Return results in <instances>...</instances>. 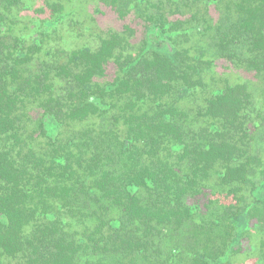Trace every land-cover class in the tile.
Instances as JSON below:
<instances>
[{"label": "trees", "instance_id": "1", "mask_svg": "<svg viewBox=\"0 0 264 264\" xmlns=\"http://www.w3.org/2000/svg\"><path fill=\"white\" fill-rule=\"evenodd\" d=\"M69 1L0 0V264L225 263L264 227V0H105L139 41L66 47Z\"/></svg>", "mask_w": 264, "mask_h": 264}, {"label": "rangeland", "instance_id": "2", "mask_svg": "<svg viewBox=\"0 0 264 264\" xmlns=\"http://www.w3.org/2000/svg\"><path fill=\"white\" fill-rule=\"evenodd\" d=\"M69 0H65L67 2ZM226 1V0H225ZM221 4L224 2L221 0ZM33 9L38 7L43 8V12L35 13L32 11H20L18 12L23 20L24 16L30 18H43L48 15L49 8H46L45 0H34ZM210 8L213 17L218 14L216 9ZM69 16L64 20L62 24L58 26V31L66 37H64L66 47H80L83 45L93 46L98 41V36H104L107 31L115 30L117 32H123L126 26H129L134 30L131 37L132 44L139 41L142 35L143 23L142 20L134 13L130 12L125 17H121L114 8L113 5L108 4L105 0H70L67 8ZM189 15H186V18ZM57 31V36L59 32ZM60 37V36H59ZM61 38V37H60ZM196 40L194 37H190L187 44H193ZM168 47L169 44H168ZM114 69L110 67L106 71V76H110ZM214 71V72H213ZM211 73L215 76H222L230 83L242 82L247 78L248 73H245L235 68L230 63H224V61H217L216 67ZM34 102L30 106L31 118L35 119L40 115L42 110L35 106ZM205 192L197 195L196 199H189L190 203H198L202 210L207 212L206 202L209 200L208 195L211 197V191L204 189ZM219 199H223V196L217 195ZM255 222H251L249 230H245L243 233V243L240 249L236 250V253L231 254L228 261L222 264H264V227L255 229ZM259 261V262H258Z\"/></svg>", "mask_w": 264, "mask_h": 264}]
</instances>
